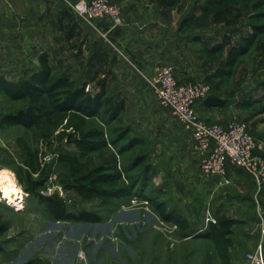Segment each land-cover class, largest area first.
Here are the masks:
<instances>
[{
	"label": "rangeland",
	"instance_id": "374dc122",
	"mask_svg": "<svg viewBox=\"0 0 264 264\" xmlns=\"http://www.w3.org/2000/svg\"><path fill=\"white\" fill-rule=\"evenodd\" d=\"M205 2L181 0L171 8L159 2L158 5L178 21V33H185L189 38L201 35L202 40L209 39L206 45L214 44L215 39L222 37L230 44L239 43V36L251 31L248 14L239 4L231 6L216 22L211 14L201 10ZM39 14L43 17L39 18ZM72 15L63 19L66 22L57 23L48 9H37L31 0L28 5L23 0H0V74L12 80L26 77L39 68L38 57L46 52L54 76L69 75L77 82L86 81L89 92L98 91L104 82L107 94L114 102L124 101V108L107 122L98 118L87 120L84 128L101 131L106 144L80 156L72 141L79 137L74 118H65L56 124L42 119L32 128L2 125L3 115L25 108L28 102L11 100L0 94V180L10 181L20 193L18 205L3 194L0 196V221L7 227L0 236V264H23L34 258L35 239L47 235L48 222H54L36 192L41 194L51 184L63 186L71 199L66 202L69 209L92 210L101 215L103 221L121 209L140 210L144 216L152 214L138 233L136 243L138 246L146 243L151 236L159 243H166L165 248L152 249L163 256L161 264H222L216 244L211 239L196 236L206 230L209 221L214 222L220 215L237 221L226 250L230 264H249L246 255L255 251L264 261V185L258 186L249 173L240 169L238 172L247 182L239 190L231 182L226 184L224 187L230 190L226 194L228 201H220L224 194L214 198L207 191L198 190L179 162L183 153L177 143L183 142L177 131L184 126L168 107L160 105L148 83L131 87L127 82H121L123 76L117 72H111L109 78L108 73L96 71L93 66L100 41L88 31L87 45L86 38L80 42L79 30L75 31L80 28L79 22L90 30L92 27L75 13ZM184 17L193 19L180 29ZM68 27L79 39L73 40V47L65 43L63 37ZM94 32L105 42L112 41L109 36L112 31L106 39L100 32ZM202 40L200 43L190 40L198 72L194 80L205 82L209 94L223 100V106L232 112L229 120L247 124L249 133L264 151V39L242 56L229 74L223 66L225 53H206ZM62 153H75L77 164L70 167L60 162ZM42 155H49L51 160L41 165L39 158ZM96 167L105 168L109 173L118 170L121 174L120 181L99 184L100 188L124 186L131 189L130 194L113 198L109 203L100 198L81 199L71 188L72 183ZM30 181L41 183L38 191L26 192ZM151 202L184 218L187 230L161 220ZM151 224L153 233L146 232L147 225ZM49 244L45 243L42 248Z\"/></svg>",
	"mask_w": 264,
	"mask_h": 264
},
{
	"label": "crops",
	"instance_id": "0c3cea01",
	"mask_svg": "<svg viewBox=\"0 0 264 264\" xmlns=\"http://www.w3.org/2000/svg\"><path fill=\"white\" fill-rule=\"evenodd\" d=\"M23 1L25 5L30 2V0ZM71 1L31 0L37 9H48L57 23L66 22L63 19L73 17L74 12L69 7ZM109 1L120 8L122 16L121 25L109 34L113 42L111 40L105 42L94 32L95 29L90 30L83 22H79L80 28L75 29V31L79 30L80 42L86 38V45L90 36L88 31L100 41L97 46L96 64L93 66L96 71L108 73V77L111 72H117L123 76L121 82H127L131 87H135L138 83H148L151 87L149 82L154 69L162 64L172 66L180 82L192 81L198 76L196 54L193 52L194 47L190 45L192 43L190 38L185 33H178V21L166 9H162L157 0ZM40 17L43 16L39 14ZM95 26L105 30L108 27L107 20L97 19ZM76 36L69 27L63 35L65 43L71 44V47L74 44L73 40L78 39ZM134 65L139 67L140 71ZM208 96L219 99L220 103L206 105L204 100L197 102L195 106L197 116L208 123L227 125L231 121L229 120L232 116L231 110L223 106L220 97L211 94ZM177 132L180 142H183V144L177 143L183 153L179 162H182L183 169L197 185V189L207 191L209 195H214V198L224 194L220 201L223 202L222 199L228 201L229 196L226 194L230 190L224 187L227 185H219L217 177H205L200 173L199 153L195 149L190 132L185 128ZM238 171L240 168L228 165L226 176L239 190L243 189L241 187L247 181ZM152 217L150 213L144 216L140 210L121 209L113 213L110 218L104 221L103 218L97 223L49 221L46 227L48 231L45 233L47 235L42 239H39V235V238L35 239L32 264H161L163 256L157 255L152 249L165 248L166 243L153 240V236L139 246V243H136L138 233L145 225V221ZM146 228V232L153 233L152 224L147 225ZM45 243H50L49 248L46 247L47 251L46 248H42Z\"/></svg>",
	"mask_w": 264,
	"mask_h": 264
},
{
	"label": "trees",
	"instance_id": "16d2710c",
	"mask_svg": "<svg viewBox=\"0 0 264 264\" xmlns=\"http://www.w3.org/2000/svg\"><path fill=\"white\" fill-rule=\"evenodd\" d=\"M180 1L158 0L160 4L168 8L177 6ZM234 4H239L248 14V23L251 28V31L239 36V43L230 44L228 39L222 37L219 40L215 39L216 43L206 45L209 39L204 41L201 35L197 34L190 37L191 41L200 43L202 40V45L205 46V52L208 54L224 52L223 66L228 74L242 56L246 55L260 39H264V0H206L201 10L211 14L213 20L218 22ZM189 20L188 17H184L179 24V28L185 27ZM38 62V69L17 80L8 79L0 74V94L11 100H26L28 102L25 108L3 115L1 124L32 128L42 119L56 124L65 118H74L77 121L75 128L79 133V137L74 138L72 141L80 156H85L103 148L106 143L102 138V132L95 129H85L87 120L98 118L107 122V120L114 119V116L123 110L124 101L114 102L107 94L104 82L101 83L98 91L89 92L86 91V81L77 82L69 75L54 76L46 52L39 55ZM59 160L67 163L70 167L77 164L75 153H62ZM120 180L121 174L118 170L109 173L105 168L96 167L77 178L75 183H72L71 188L83 200L100 198L104 203H109L113 198L129 195L131 189L124 186L116 189H103L99 187V184H115ZM29 185L30 187L26 189V192H34L36 189L38 191L41 183L30 181ZM36 193H38V200L44 205L53 220L97 223L103 219L101 215L92 210L69 209L68 204L56 194L45 196L40 194L39 191ZM151 203L156 208L161 220L171 223L183 231L187 230L184 218L174 212L162 209L159 204ZM236 222L231 217L220 215L216 217L214 222L209 221L206 230L196 235L197 237L211 239L216 244L222 264H230L226 250L231 244L229 236ZM6 230L5 223L0 221V236ZM184 234L189 236L188 232ZM1 250L0 248V252ZM23 264H32V260H27Z\"/></svg>",
	"mask_w": 264,
	"mask_h": 264
},
{
	"label": "built area",
	"instance_id": "2783aa9c",
	"mask_svg": "<svg viewBox=\"0 0 264 264\" xmlns=\"http://www.w3.org/2000/svg\"><path fill=\"white\" fill-rule=\"evenodd\" d=\"M69 7L105 39L110 31L122 23L120 8L108 0H74L70 2ZM97 19L107 20L106 30L95 26ZM149 84L160 105L168 107L172 115L190 132L195 149L199 153L201 174L217 177L219 185H226L230 182L226 176L227 166L231 165L249 173L258 186L264 185V157L252 155L254 148L263 150L249 133L247 124L240 120H231L227 125L208 123L197 116L196 103L205 100L209 95V86L205 82H180L173 67L162 64L154 69ZM39 160L43 165L49 162L51 157L42 155ZM41 194H56L65 202L71 201L60 184L48 185ZM246 257L249 264H264L257 251L248 253Z\"/></svg>",
	"mask_w": 264,
	"mask_h": 264
},
{
	"label": "bare ground",
	"instance_id": "6f19581e",
	"mask_svg": "<svg viewBox=\"0 0 264 264\" xmlns=\"http://www.w3.org/2000/svg\"><path fill=\"white\" fill-rule=\"evenodd\" d=\"M0 191L4 195L6 199H8L14 205H18L20 203V193L10 181H6L4 179L0 180Z\"/></svg>",
	"mask_w": 264,
	"mask_h": 264
},
{
	"label": "water",
	"instance_id": "95a60500",
	"mask_svg": "<svg viewBox=\"0 0 264 264\" xmlns=\"http://www.w3.org/2000/svg\"><path fill=\"white\" fill-rule=\"evenodd\" d=\"M204 103L206 105H215V104H219L220 100L217 99V98L208 96V97L205 98ZM252 155H259L261 157H264V151H260V150H258L256 148H254L252 150Z\"/></svg>",
	"mask_w": 264,
	"mask_h": 264
}]
</instances>
